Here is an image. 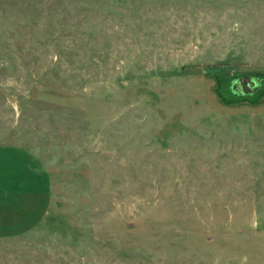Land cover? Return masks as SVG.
I'll return each mask as SVG.
<instances>
[{
	"label": "rangeland",
	"instance_id": "1",
	"mask_svg": "<svg viewBox=\"0 0 264 264\" xmlns=\"http://www.w3.org/2000/svg\"><path fill=\"white\" fill-rule=\"evenodd\" d=\"M6 146L52 200L0 264H264V0H0Z\"/></svg>",
	"mask_w": 264,
	"mask_h": 264
},
{
	"label": "crops",
	"instance_id": "2",
	"mask_svg": "<svg viewBox=\"0 0 264 264\" xmlns=\"http://www.w3.org/2000/svg\"><path fill=\"white\" fill-rule=\"evenodd\" d=\"M49 181L48 174L21 149L0 147L1 229L28 233L43 223L49 215L52 200ZM9 197L16 198V202L4 201Z\"/></svg>",
	"mask_w": 264,
	"mask_h": 264
},
{
	"label": "trees",
	"instance_id": "3",
	"mask_svg": "<svg viewBox=\"0 0 264 264\" xmlns=\"http://www.w3.org/2000/svg\"><path fill=\"white\" fill-rule=\"evenodd\" d=\"M255 85H256V83H255ZM237 94H239L240 97H244L245 96L244 92H240V93H237Z\"/></svg>",
	"mask_w": 264,
	"mask_h": 264
}]
</instances>
